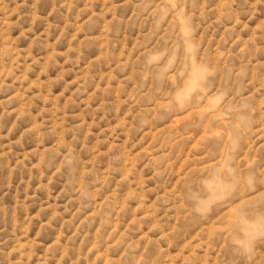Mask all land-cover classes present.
Instances as JSON below:
<instances>
[{"label": "rangeland", "instance_id": "rangeland-1", "mask_svg": "<svg viewBox=\"0 0 264 264\" xmlns=\"http://www.w3.org/2000/svg\"><path fill=\"white\" fill-rule=\"evenodd\" d=\"M0 264H264V0H0Z\"/></svg>", "mask_w": 264, "mask_h": 264}]
</instances>
